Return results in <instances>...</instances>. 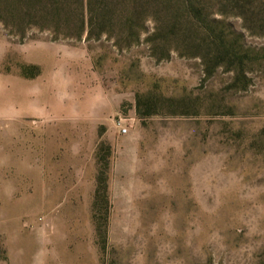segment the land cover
I'll return each mask as SVG.
<instances>
[{
  "label": "rangeland",
  "instance_id": "obj_1",
  "mask_svg": "<svg viewBox=\"0 0 264 264\" xmlns=\"http://www.w3.org/2000/svg\"><path fill=\"white\" fill-rule=\"evenodd\" d=\"M46 2L0 0V264H264V0H143L136 36L118 0L98 38Z\"/></svg>",
  "mask_w": 264,
  "mask_h": 264
},
{
  "label": "trees",
  "instance_id": "obj_2",
  "mask_svg": "<svg viewBox=\"0 0 264 264\" xmlns=\"http://www.w3.org/2000/svg\"><path fill=\"white\" fill-rule=\"evenodd\" d=\"M20 1L21 0H17V4L20 3ZM26 1L28 3L29 9H31L34 5L33 4L34 0L33 1L26 0ZM46 1H47L45 3L46 7H43L41 10L37 9L35 15L39 13L38 17H42L44 18V20H49L48 17L51 18L50 22L54 23L53 26L56 27L57 29L64 28L70 30L72 25L76 26L75 28H77L78 31L77 32L78 38H80V36L83 34L85 29H87L88 31L87 38H92L93 34H95V36L98 38L103 33L107 32V30L109 29L107 28V25H112V17L114 19L115 14L116 17L124 15L122 14L121 11L115 13V8H117L118 0H79V2L78 0H46ZM131 1L133 6L130 10H128V13L126 14L128 15V19L126 23L125 24L123 23L122 26L120 27V32L127 33L130 36L132 35L136 36L138 34V31L136 30L134 32L132 30L131 23L135 21L136 18L140 19L141 17H143L144 4L142 3L143 0H131ZM74 2L80 3L79 6L81 7V9H83L79 21L77 22V24L75 23L76 25L72 24L73 21L70 20L68 17L71 13L70 3H74ZM84 4L86 5V9H84ZM193 4H191L192 7H190L191 10L193 11V14H195V16L198 19L203 21L207 27L210 26L211 28L212 26L211 20H207L202 15L203 14L202 10L199 7H197L195 4L194 5ZM111 5H113L114 11L111 9ZM32 10L34 11L33 8ZM86 13H87V17H86ZM24 15H32V12L29 10ZM62 16H65V18L64 17L62 18ZM120 37L122 36L120 35ZM216 38H218L219 41L213 39L211 43L216 45L217 48V53L215 54V57H217L218 59L224 57L228 59H232L231 57H233L235 53H233L232 49L229 47L228 43H226L225 39L221 41L222 37L220 35H216ZM116 44L120 46L121 42L117 41ZM97 197H98V191H96V195H95L96 199Z\"/></svg>",
  "mask_w": 264,
  "mask_h": 264
},
{
  "label": "built area",
  "instance_id": "obj_3",
  "mask_svg": "<svg viewBox=\"0 0 264 264\" xmlns=\"http://www.w3.org/2000/svg\"><path fill=\"white\" fill-rule=\"evenodd\" d=\"M116 126L118 127L121 134L127 133L128 128L122 124V119L120 117L116 119Z\"/></svg>",
  "mask_w": 264,
  "mask_h": 264
}]
</instances>
